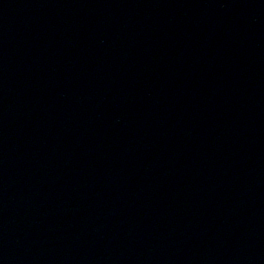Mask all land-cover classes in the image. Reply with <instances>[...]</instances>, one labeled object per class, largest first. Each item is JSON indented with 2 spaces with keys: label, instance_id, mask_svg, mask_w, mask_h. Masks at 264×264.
I'll use <instances>...</instances> for the list:
<instances>
[{
  "label": "water",
  "instance_id": "1",
  "mask_svg": "<svg viewBox=\"0 0 264 264\" xmlns=\"http://www.w3.org/2000/svg\"><path fill=\"white\" fill-rule=\"evenodd\" d=\"M0 264H264V0H0Z\"/></svg>",
  "mask_w": 264,
  "mask_h": 264
}]
</instances>
